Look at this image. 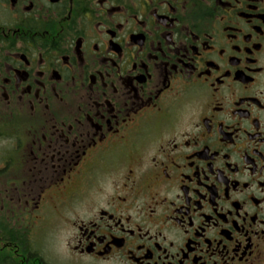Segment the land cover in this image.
Instances as JSON below:
<instances>
[{
	"label": "flooded vegetation",
	"instance_id": "af4514ba",
	"mask_svg": "<svg viewBox=\"0 0 264 264\" xmlns=\"http://www.w3.org/2000/svg\"><path fill=\"white\" fill-rule=\"evenodd\" d=\"M55 211L70 264H264V0H0V264Z\"/></svg>",
	"mask_w": 264,
	"mask_h": 264
},
{
	"label": "rangeland",
	"instance_id": "374dc122",
	"mask_svg": "<svg viewBox=\"0 0 264 264\" xmlns=\"http://www.w3.org/2000/svg\"><path fill=\"white\" fill-rule=\"evenodd\" d=\"M47 215L49 218L44 222L35 217L26 219L28 221L20 219L22 227L29 232V242L49 264H64L65 261L70 264L66 260V250L72 229L65 222V213L55 211Z\"/></svg>",
	"mask_w": 264,
	"mask_h": 264
},
{
	"label": "trees",
	"instance_id": "16d2710c",
	"mask_svg": "<svg viewBox=\"0 0 264 264\" xmlns=\"http://www.w3.org/2000/svg\"><path fill=\"white\" fill-rule=\"evenodd\" d=\"M24 242H25V238H23V245H24V247H25V243H24Z\"/></svg>",
	"mask_w": 264,
	"mask_h": 264
}]
</instances>
